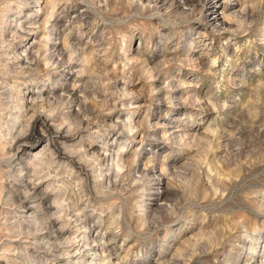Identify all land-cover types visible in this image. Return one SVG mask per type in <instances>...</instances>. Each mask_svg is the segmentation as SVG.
I'll use <instances>...</instances> for the list:
<instances>
[{
    "label": "rangeland",
    "instance_id": "1",
    "mask_svg": "<svg viewBox=\"0 0 264 264\" xmlns=\"http://www.w3.org/2000/svg\"><path fill=\"white\" fill-rule=\"evenodd\" d=\"M154 3L0 0V264H264V0Z\"/></svg>",
    "mask_w": 264,
    "mask_h": 264
},
{
    "label": "bare ground",
    "instance_id": "2",
    "mask_svg": "<svg viewBox=\"0 0 264 264\" xmlns=\"http://www.w3.org/2000/svg\"><path fill=\"white\" fill-rule=\"evenodd\" d=\"M29 1V0H28ZM155 1V3L156 4H160V3H163L164 1H166V0H154ZM154 3V4H155ZM210 4V3H209ZM211 9V12H210V17H211V19H210V23L212 22V23H214L215 22V20H216V17H215V14H216V9H215V7H211L210 8ZM82 17V16H81ZM83 18V17H82ZM18 29V28H17ZM54 30V29H53ZM74 54V53H73ZM72 56V55H71ZM53 58V57H52ZM17 59H19V57H17ZM16 59V60H17ZM50 59V58H49ZM51 60V59H50ZM53 60V59H52ZM58 61H59V59H57ZM46 61V60H45ZM44 61V62H45ZM49 62V61H48ZM48 62L46 63V64H48ZM57 63V62H56ZM69 64V63H68ZM26 67V66H25ZM8 71V70H7ZM17 75V74H16ZM9 86V85H8ZM9 88H11L10 89V91L11 92H9L10 94H17V96L18 97H16V102L18 103V107L16 108L17 109V114L15 115V116H11L12 118H13V123H12V125H11V131H13V130H15V126H16V123H14L15 121H17L18 120V118H19V116L21 115V116H26V115H28L30 112H32V115H31V118H32V120H31V122H32V125H31V127H30V132L28 133H26L25 132V135H24V137H21V138H19V139H17L16 140V142L17 143H19V142H22L23 140L24 141H26L27 143H32V141L33 140H37L36 142H42L43 141V138L40 136V135H36L35 134V132H34V128H35V126L37 125V124H39V122H40V117L42 116V114H41V116H39L38 114H37V116H35L36 115V113H35V98L33 99V93L31 94V97L30 98H28L29 96H30V92H25V93H23V94H21V93H19L18 94V92H14V89H15V86L14 85H10V87ZM73 90V89H72ZM14 97V96H13ZM45 97V96H44ZM45 99V98H44ZM48 99V98H47ZM41 100H42V98H41ZM8 101H9V99H8ZM15 102V103H16ZM41 103V102H40ZM1 105V104H0ZM6 108L7 107H9V106H11V105H8L7 106V103H5V104H3ZM16 106V105H15ZM3 107V106H2ZM14 109V108H13ZM8 111H9V109H8ZM12 112V111H11ZM10 112V113H11ZM10 116V115H9ZM35 116V117H34ZM2 117V116H1ZM10 118V117H9ZM30 118V117H29ZM27 119V118H26ZM21 120V119H20ZM26 121V120H25ZM27 122V121H26ZM28 123V122H27ZM26 123V124H27ZM43 124V126H45L47 129H49V126L47 125H45V123H42ZM25 126V125H24ZM62 127V126H61ZM29 129V128H28ZM19 131H20V129H19ZM4 132H6V131H4ZM60 132V131H59ZM66 133H67V131H66ZM20 134H22V133H20ZM6 135H9L10 136V138L12 139V140H14L15 138L12 136L13 134L12 133H7ZM6 135H5V137H6ZM60 137H62V138H64V136H63V133L61 134L60 133ZM67 138V137H66ZM14 142V141H13ZM56 145H58V147H57V151H54V154H53V156H59V157H62L64 154L63 153H61L62 152V150H61V148L59 147V144H56ZM1 150V149H0ZM64 150V149H63ZM28 152V151H27ZM52 153V152H51ZM70 156V155H69ZM69 156H68V158H69ZM71 157V156H70ZM99 158V157H98ZM94 159V158H93ZM50 160V159H49ZM97 160V159H96ZM95 160V161H96ZM53 164V163H52ZM55 164V163H54ZM61 164V163H60ZM73 164V163H72ZM51 165V164H50ZM116 165V164H115ZM118 165V164H117ZM46 166V165H45ZM52 166V165H51ZM49 175V174H48ZM71 193V192H70ZM74 207H76L75 205H74ZM23 208H25V209H32V208H30L29 206H26V205H24L23 206ZM74 209V208H73ZM72 209V210H73ZM75 210V209H74ZM73 210V211H74ZM73 213V212H72ZM74 214V213H73ZM76 214V213H75ZM75 214L71 217V218H69L68 216V220H66V218H65V224L66 225H70L72 222L73 223H75V222H77V221H80L81 219L80 218H78V217H76L75 216ZM67 215V214H66ZM75 216V217H74ZM73 218H74V220H73ZM59 219H61V218H59ZM70 219H72L73 221L71 222V220ZM63 224H58V221H56V220H50V222L48 223L47 222V224H43V223H41V224H39L38 225V227H36L35 229H34V233L35 232H40V231H47L49 234L51 233V234H53V235H56V237L58 236L59 237V235H62V236H65V235H67L68 233H70V231H69V229H66L65 227H61ZM73 226L74 227H78L77 225H75V224H73ZM39 228V229H38ZM82 229V228H81ZM80 230V229H79ZM79 230H77V232L79 231ZM30 234H31V232H30ZM33 234V233H32ZM84 234L85 235H87V232H86V230L84 231ZM45 235H47V234H45ZM84 238H86V237H84ZM37 239V238H36ZM96 242V241H95ZM94 242V243H95ZM53 246V245H52ZM87 246V245H86ZM55 249H56V247H55ZM58 249V248H57Z\"/></svg>",
    "mask_w": 264,
    "mask_h": 264
}]
</instances>
